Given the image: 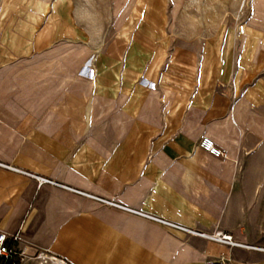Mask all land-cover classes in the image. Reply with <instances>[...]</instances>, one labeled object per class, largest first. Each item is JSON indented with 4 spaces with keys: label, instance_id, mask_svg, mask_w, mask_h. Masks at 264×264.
Segmentation results:
<instances>
[{
    "label": "crops",
    "instance_id": "1",
    "mask_svg": "<svg viewBox=\"0 0 264 264\" xmlns=\"http://www.w3.org/2000/svg\"><path fill=\"white\" fill-rule=\"evenodd\" d=\"M97 4L0 0V232L69 264H264V25L174 45L142 1L91 28Z\"/></svg>",
    "mask_w": 264,
    "mask_h": 264
},
{
    "label": "rangeland",
    "instance_id": "2",
    "mask_svg": "<svg viewBox=\"0 0 264 264\" xmlns=\"http://www.w3.org/2000/svg\"><path fill=\"white\" fill-rule=\"evenodd\" d=\"M100 13L97 19L87 22L93 29L108 28L113 23V0H96ZM134 2L135 0H127ZM143 2L147 15L148 27H158L168 43L182 45L199 43L203 33L215 32L226 27H237L239 24H263L264 21L250 20L253 16L264 14V0H136ZM126 0H116V12L124 6ZM96 6V8L98 9ZM140 7V6H138ZM166 18V19H165ZM165 19V33L163 20ZM249 181L252 187L264 188V153L260 164L252 167ZM258 178V179H257ZM264 233V208L261 212ZM44 264V263H35Z\"/></svg>",
    "mask_w": 264,
    "mask_h": 264
},
{
    "label": "built area",
    "instance_id": "3",
    "mask_svg": "<svg viewBox=\"0 0 264 264\" xmlns=\"http://www.w3.org/2000/svg\"><path fill=\"white\" fill-rule=\"evenodd\" d=\"M199 146L211 154L212 156H215L217 158H224L227 155V151L220 147L214 139L208 136H204L200 142ZM6 167L13 168L12 166L6 165ZM16 169V168H14ZM29 175H32L28 172H26ZM39 183L44 182H52L51 180L40 178ZM63 187L70 189L76 193L85 195L94 201H96L98 204L105 205V206H114L118 208H122L124 210H128L131 212H134L136 214L148 216L150 218L156 219L158 221L165 222L164 220H161L159 218L149 216L148 214H145L143 212H140L138 210H134L131 208H128L124 205H121L109 198L103 197V196H97L88 192H84L82 190H78L76 188H71L69 186L62 185ZM168 223V222H165ZM184 229V228H183ZM189 231V230H188ZM191 231V230H190ZM196 232V231H195ZM200 235H206L201 232H196ZM214 239L218 240L219 242L228 243V244H234L232 241V237L226 234H215L212 236ZM21 240L20 232L17 231L14 234H7L5 232H0V264H30V262H37V263H44V264H69V262L64 259L60 258L58 256L51 255L49 253H46L44 251L37 252L35 254H29L25 249H22L19 245Z\"/></svg>",
    "mask_w": 264,
    "mask_h": 264
}]
</instances>
